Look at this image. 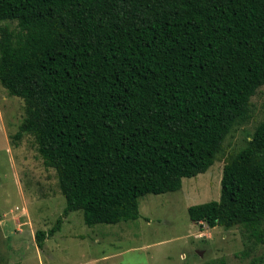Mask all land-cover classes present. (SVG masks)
<instances>
[{"label":"trees","instance_id":"trees-1","mask_svg":"<svg viewBox=\"0 0 264 264\" xmlns=\"http://www.w3.org/2000/svg\"><path fill=\"white\" fill-rule=\"evenodd\" d=\"M0 84L24 101L13 137L32 134L55 169L62 216L134 220L142 196L205 172L248 117L264 84V0H0ZM220 184L189 218L264 245V116Z\"/></svg>","mask_w":264,"mask_h":264},{"label":"rangeland","instance_id":"rangeland-1","mask_svg":"<svg viewBox=\"0 0 264 264\" xmlns=\"http://www.w3.org/2000/svg\"><path fill=\"white\" fill-rule=\"evenodd\" d=\"M8 24L16 28L15 21ZM23 116L24 101L0 84V264H264V245L242 226L208 227L187 211L219 199L224 164L264 116V84L205 172L184 177L179 190L145 194L139 217L116 224L86 225L81 210L62 216L65 197L55 169L43 163L32 134L13 137ZM59 216L60 228L38 247L35 233L52 228Z\"/></svg>","mask_w":264,"mask_h":264}]
</instances>
